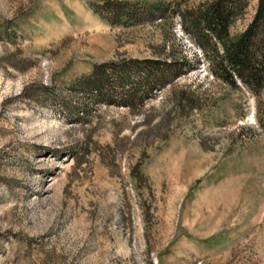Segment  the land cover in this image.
<instances>
[{
    "label": "rangeland",
    "instance_id": "obj_1",
    "mask_svg": "<svg viewBox=\"0 0 264 264\" xmlns=\"http://www.w3.org/2000/svg\"><path fill=\"white\" fill-rule=\"evenodd\" d=\"M214 1L0 0V264H264V87L184 28Z\"/></svg>",
    "mask_w": 264,
    "mask_h": 264
},
{
    "label": "trees",
    "instance_id": "obj_2",
    "mask_svg": "<svg viewBox=\"0 0 264 264\" xmlns=\"http://www.w3.org/2000/svg\"><path fill=\"white\" fill-rule=\"evenodd\" d=\"M249 0H216L199 12L183 15L189 24L185 28L194 43L204 51L213 65V74L222 78L232 88L237 81L246 88L259 91L264 87V0H257L256 13L247 29L236 39L229 38V26L238 19ZM111 4V3H109ZM149 11L163 10L159 4L144 7ZM163 12V11H162ZM119 22L123 15H114ZM215 43L221 48L217 53ZM169 66L165 67L170 71ZM184 98L185 93H181ZM191 101H189L190 103ZM124 104V103H123Z\"/></svg>",
    "mask_w": 264,
    "mask_h": 264
}]
</instances>
